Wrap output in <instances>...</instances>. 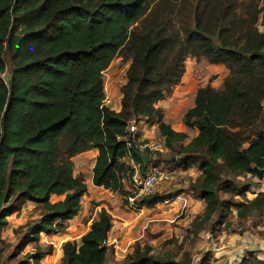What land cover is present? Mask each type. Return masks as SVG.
Returning <instances> with one entry per match:
<instances>
[{
  "label": "trees",
  "instance_id": "obj_1",
  "mask_svg": "<svg viewBox=\"0 0 264 264\" xmlns=\"http://www.w3.org/2000/svg\"><path fill=\"white\" fill-rule=\"evenodd\" d=\"M263 20L264 0H0V236L26 202L44 212L31 228L34 240L62 232L87 190L73 159L91 150L98 152L92 184L128 203L125 158L147 169L126 146L134 122L156 125L177 168L198 166L187 186L204 206L188 229L196 240L220 226L241 235L248 222L260 223L264 194L247 199L251 182L238 179L264 169ZM117 58L129 63L118 112L105 105L102 79ZM189 58L228 74L218 89H197L183 116L197 135L184 145L187 135L166 125L155 105L180 84ZM53 195L62 199L51 202ZM170 199L156 193L135 203ZM111 228L102 209L79 243L63 244L58 264H191L189 255L176 260L138 243L114 263ZM47 254L36 249L20 264H40ZM238 264L264 260L247 252Z\"/></svg>",
  "mask_w": 264,
  "mask_h": 264
},
{
  "label": "rangeland",
  "instance_id": "obj_2",
  "mask_svg": "<svg viewBox=\"0 0 264 264\" xmlns=\"http://www.w3.org/2000/svg\"><path fill=\"white\" fill-rule=\"evenodd\" d=\"M258 27L260 31L264 30V20L259 22ZM128 65V62H122L120 58H117L104 71L102 79L106 106L113 107L118 101L119 89L125 83ZM227 74L228 72L222 66L211 65L203 59L189 58L185 61L182 81L173 88L171 94L165 99H169L176 90V94H174L176 96L172 99L178 103L179 118L183 110L189 107L191 98L198 88L210 85L218 89ZM172 99L170 98L168 103H173ZM158 105L159 103L156 106ZM146 126H151V123ZM137 127L142 129L140 124ZM154 133V137L149 138L148 141L162 142L163 139L158 135L156 129ZM173 155V152L166 148L162 152L152 153L154 160H150L148 166L164 168L171 174L170 180L159 193L163 194L164 197H172L170 200H177L179 197L185 198V201L189 200V197L195 199L193 194L188 191L187 186L190 181L199 177L198 166L195 165L186 170L177 168L171 163V161L177 160V157ZM93 160L94 158L90 154L78 155L73 159V174L74 176L83 175L87 190L80 200V211L75 218L66 224L62 232L41 233L38 239L34 240L31 236V228L40 221L44 212L41 206L32 202L24 203L18 213L7 218V224L0 236V240L4 242V245H0V264H20L26 261V254L34 253L36 249L49 252L41 259L40 264H58L62 258L63 244L67 241L78 243L92 223L98 219L102 209L111 216L112 220L108 243L113 247L112 259L114 263H121L128 254L132 253L134 245L138 243L142 246L149 245L155 253H170L176 260L182 259L184 255H189L192 260L191 264H199L203 258H206L203 264H228L225 260L227 255L225 254V246L227 245L226 240L233 234L231 231H226L222 226L217 227L214 235L216 245L207 246L204 244L205 247L202 249L198 246L202 232L199 234L198 240L188 233L194 216L204 210V206L201 208L199 201H194L191 204L187 201L185 204L181 200L178 204L173 205L169 202L168 204L163 202L164 204L130 207L119 195L94 187L91 184ZM147 168V171L151 169L150 167ZM247 181L252 183L251 190H256L259 193L264 192V174L261 180L251 175L238 179L241 186ZM254 184L257 187H254ZM248 194L246 192L245 196L248 197ZM52 201L57 202L58 199ZM234 214L235 212L232 210V218L235 216ZM204 232L207 233L208 231ZM203 240H206L205 236ZM125 247L127 248L125 249ZM29 264H32L31 259H29Z\"/></svg>",
  "mask_w": 264,
  "mask_h": 264
},
{
  "label": "crops",
  "instance_id": "obj_3",
  "mask_svg": "<svg viewBox=\"0 0 264 264\" xmlns=\"http://www.w3.org/2000/svg\"><path fill=\"white\" fill-rule=\"evenodd\" d=\"M261 32H264V30L261 31ZM174 94H176V90L171 95V97H170L171 99L176 96V95L174 96ZM195 94H196V92H195ZM195 94L191 98V103H190L189 107H187V108H185L183 110V112L181 113L179 118H178V115L180 113V109L178 107L177 101H173L175 99H172L173 103H171V104L168 103L170 101V98H169L167 100L163 99L162 101H159L158 102L159 103L158 106H156L157 104L155 105L157 108L162 109V111H163V122L166 125L170 126V128L173 131L177 132V133H183V134L187 135V139L184 142V145L188 144L197 135V131L196 130H193V129H190V128L186 127L184 125V123H183L184 114L187 112V110H189L190 108H192L194 106ZM120 100H121V93L119 91L118 101L114 104L113 107H110L111 110H114L116 112H118L120 110ZM149 124L150 123H146V122H141L140 123V125H142V129L139 128L138 136L141 139H149L151 137H154V134H155L154 130L156 129V125L153 122H151V126H149ZM146 125H148L149 127H147ZM83 154L84 155L90 154V156H92L94 158L93 164H92V168H93L94 161H95L96 156L98 155V152L96 150H91V151L85 152ZM80 155H82V154H80ZM150 160L153 161L154 158L153 157L149 158L147 163H146L147 167L151 168V166H148V164H150ZM126 161H127V157L125 158V162ZM147 170H148V168H147ZM147 170L145 172H147ZM90 182L92 184V172H91ZM250 185H252V183ZM254 187H257V185L254 184ZM98 188H100V187H98ZM125 189L128 190V185L126 186V184H125ZM105 191H107V190H105ZM247 193H249V194H248V197H246V198L247 199H253L259 192H256V190L255 191L251 190V188H250V191H248ZM262 193H264V192H262ZM56 198L58 199V201L62 199V197H57V196L53 195L50 198L51 202H55V201H52V200L56 199ZM181 200L183 202H185V204H186L187 201H188L187 203H189V204H191L194 201H199V205L201 206V208L203 207V201L202 200L193 199V198H190V197H189V200L186 199L187 201H185V198L182 199V198L179 197L177 200L176 199L168 200V201H166L164 203L168 204V202H169V203H171L173 205V204H178V202H180ZM164 203H162V204H164ZM128 205L130 207H133V206H131L130 203H128ZM159 205H161V204H159ZM248 227H249L248 230L244 231L241 235L233 233L226 240L227 245L225 246V249H226L225 254H227V255H226V259L225 260H227L228 264H238L239 261L242 259L243 255L245 253H247V252H252V253H254V255L258 259L264 260V215H263V218H262L260 223H254L253 221L248 222ZM110 234H111V231H110L109 236H108V241H109ZM214 235H215V233L213 234L212 232H209V231L207 233L202 232L201 235H200V240H199V244H198L199 248L202 249V248L205 247V245H207V246H211V245L215 246L216 244L214 242V238H215ZM204 236H205V239H206L205 241L203 240ZM131 240L136 241L134 239H131ZM111 243L113 244V241ZM126 248L127 247H125V249ZM208 249H210V248H208ZM223 253H221V254H223ZM215 256H217V255H215Z\"/></svg>",
  "mask_w": 264,
  "mask_h": 264
},
{
  "label": "built area",
  "instance_id": "obj_4",
  "mask_svg": "<svg viewBox=\"0 0 264 264\" xmlns=\"http://www.w3.org/2000/svg\"><path fill=\"white\" fill-rule=\"evenodd\" d=\"M140 124V123H139ZM137 123H132L129 127L131 139L127 140L126 146L131 148L134 146L140 155L148 156V153L162 152L165 148L164 141L154 143L148 139H141L138 136ZM149 157V156H148ZM127 165L130 168V176L128 179V192L130 196L128 203L133 207H137L135 200L141 197L150 196L159 193L163 186L170 180V172L164 168L152 166L147 172H141L140 164L136 163L131 155L127 156Z\"/></svg>",
  "mask_w": 264,
  "mask_h": 264
},
{
  "label": "water",
  "instance_id": "obj_5",
  "mask_svg": "<svg viewBox=\"0 0 264 264\" xmlns=\"http://www.w3.org/2000/svg\"><path fill=\"white\" fill-rule=\"evenodd\" d=\"M139 159L141 160V162L145 165L149 159L148 156H143V155H140V154H137ZM255 173H256V177L257 179L261 180L263 178V174H264V169L260 170V169H257L255 168L254 169Z\"/></svg>",
  "mask_w": 264,
  "mask_h": 264
}]
</instances>
